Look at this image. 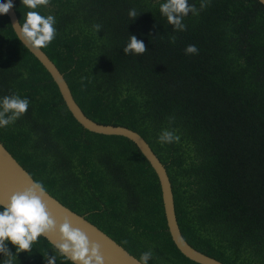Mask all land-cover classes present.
Returning <instances> with one entry per match:
<instances>
[{
	"label": "trees",
	"instance_id": "16d2710c",
	"mask_svg": "<svg viewBox=\"0 0 264 264\" xmlns=\"http://www.w3.org/2000/svg\"><path fill=\"white\" fill-rule=\"evenodd\" d=\"M165 2L50 0L33 10L16 0L13 8L21 24L28 11L55 17V39L41 50L88 119L146 141L168 175L184 240L222 264H264V6L188 0L199 11L179 31L159 11ZM131 35L144 54H124ZM188 45L198 54L186 55ZM13 94L30 104L0 128V142L35 182L135 258L150 250L148 264H196L173 244L157 176L137 147L83 129L3 14L0 100ZM163 130L179 141L160 143ZM5 243L13 264L51 256L72 264L43 237L30 252Z\"/></svg>",
	"mask_w": 264,
	"mask_h": 264
},
{
	"label": "clouds",
	"instance_id": "9594fccd",
	"mask_svg": "<svg viewBox=\"0 0 264 264\" xmlns=\"http://www.w3.org/2000/svg\"><path fill=\"white\" fill-rule=\"evenodd\" d=\"M28 9H37L38 6H47L50 0H21ZM201 4V9L206 7ZM13 7L11 0L0 3V15L7 14ZM160 13L167 18V22L174 30L183 31L186 26L182 23L189 13L198 14V9L190 5L188 0H166L160 5ZM134 19L138 16L135 9L128 13ZM56 23L53 15L42 16L38 11H28L23 23L17 21L12 27L16 29V36L23 45L31 49L46 48L56 36ZM96 33L100 25H94ZM175 38H173L174 40ZM147 51L143 41L135 35L129 36L127 45L123 48L126 55H142ZM196 45L185 48L186 55L198 54ZM30 101L19 95L4 96L0 100V128L14 123L28 110ZM160 143H173L179 141V136L169 130H163L158 137ZM46 188L41 182H33L22 192H15L8 198L5 206L0 207V253L7 257L3 264H13V254L8 250L5 241L16 247V252H30L38 238L56 234L54 247L58 254L72 264H105V257L101 252V245L91 241L88 235L79 228L71 226L69 218L64 216L58 223L47 209L45 203ZM126 243V241H125ZM153 253L143 252L136 264H148ZM16 259V257H15ZM56 257L51 256L47 264H55Z\"/></svg>",
	"mask_w": 264,
	"mask_h": 264
},
{
	"label": "water",
	"instance_id": "95a60500",
	"mask_svg": "<svg viewBox=\"0 0 264 264\" xmlns=\"http://www.w3.org/2000/svg\"><path fill=\"white\" fill-rule=\"evenodd\" d=\"M15 1L16 0H11L13 5ZM257 1L264 6V0ZM0 3L4 2L0 1ZM5 15L16 36L15 31L17 30L13 29L12 27L18 21V17L14 11V8L12 7ZM16 37L23 45L18 36ZM25 48L38 60V62L51 76L67 110L83 129L98 135L122 137L129 140L137 147L140 154L149 163L157 176L161 190L166 226L171 240L177 250L185 258L196 264H222L218 260L196 251L182 237L176 221L171 183L163 165L153 153L146 141L138 133L128 128L101 125L88 119L74 100L63 75L59 72L47 55L41 49L36 50L27 47ZM33 182H35L34 179L0 142V207L6 205L11 194L15 192H22ZM44 200L48 211L58 223L64 216H67L72 227L81 229L88 235L91 241H95L101 245V252L105 257V264H136V261L138 260L137 258L128 253L123 247L117 244L104 232L99 230L95 225L87 221L83 216L78 215L77 213L71 211L68 207L62 205L47 191ZM43 238L46 239L52 246H54L57 236L56 234H50Z\"/></svg>",
	"mask_w": 264,
	"mask_h": 264
}]
</instances>
